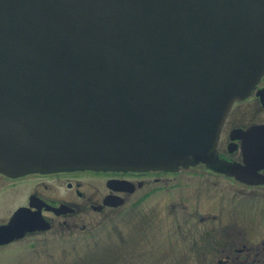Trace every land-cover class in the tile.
Returning a JSON list of instances; mask_svg holds the SVG:
<instances>
[{"label":"water","instance_id":"95a60500","mask_svg":"<svg viewBox=\"0 0 264 264\" xmlns=\"http://www.w3.org/2000/svg\"><path fill=\"white\" fill-rule=\"evenodd\" d=\"M263 76L264 0H0V173L203 165L264 186V125L238 131L242 164L217 151Z\"/></svg>","mask_w":264,"mask_h":264},{"label":"rangeland","instance_id":"374dc122","mask_svg":"<svg viewBox=\"0 0 264 264\" xmlns=\"http://www.w3.org/2000/svg\"><path fill=\"white\" fill-rule=\"evenodd\" d=\"M240 110V117L233 116L235 125L254 121L253 106ZM200 168L165 176L158 185L164 191L139 207L131 202L116 211L82 213L74 221L87 228L70 234L57 231L49 244L42 245L36 261L220 264L224 253L244 248L248 259L245 255L233 258L232 252L236 259L232 264H264V189L240 186L222 176L209 177Z\"/></svg>","mask_w":264,"mask_h":264},{"label":"flooded vegetation","instance_id":"af4514ba","mask_svg":"<svg viewBox=\"0 0 264 264\" xmlns=\"http://www.w3.org/2000/svg\"><path fill=\"white\" fill-rule=\"evenodd\" d=\"M252 106L254 110L251 117L254 121L235 125L232 119L233 116L240 117L243 111L240 108L251 109ZM260 118L262 120H258ZM225 121L218 141V154L229 163L242 164L245 159L244 142L242 138L238 139L241 133L238 131L264 125V76L247 99L233 104ZM255 137L264 140V131ZM254 155L259 158L258 163H264V155ZM200 167L206 176H222L240 186L264 189V186L252 187L242 184L234 177L218 174L203 165L187 170H198ZM179 172L76 170L21 176L0 173V264H38L36 259L37 255L40 257L42 245L49 244V239L57 231L70 234L87 228L85 225L78 226L74 221L78 216H83L82 213L116 211L129 206L131 202L139 207L148 198L164 191V187L158 185L163 184L165 176ZM260 173L263 174L264 171ZM151 186L154 188L144 190ZM111 199L117 203L122 201V205L106 204V201ZM234 252L233 258L245 255V260L248 259L246 249L235 248ZM230 253H224L225 260H220L219 263L232 264L236 259H233Z\"/></svg>","mask_w":264,"mask_h":264},{"label":"trees","instance_id":"16d2710c","mask_svg":"<svg viewBox=\"0 0 264 264\" xmlns=\"http://www.w3.org/2000/svg\"><path fill=\"white\" fill-rule=\"evenodd\" d=\"M142 200H143V199H142ZM142 200H141V201H142Z\"/></svg>","mask_w":264,"mask_h":264}]
</instances>
